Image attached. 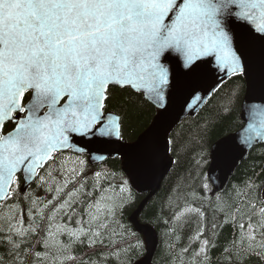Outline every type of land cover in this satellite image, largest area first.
<instances>
[{
	"label": "snow or ice",
	"instance_id": "obj_1",
	"mask_svg": "<svg viewBox=\"0 0 264 264\" xmlns=\"http://www.w3.org/2000/svg\"><path fill=\"white\" fill-rule=\"evenodd\" d=\"M173 65L184 76L211 71L210 94L227 80L230 99L264 93V0H0V264H129V251L148 250L150 231L132 227V189L160 162L159 122L129 144L108 101L125 89L163 117L181 86ZM204 99L193 89L186 107ZM247 111L248 131L264 139V103ZM113 157L123 162L118 174L90 172L91 161ZM201 199L210 220L203 203L170 199L171 232L198 218L171 264H211L225 228L221 264H264V187L248 179L227 199ZM125 212L129 224L118 218ZM130 237L136 243L121 246ZM85 245L96 258L77 254Z\"/></svg>",
	"mask_w": 264,
	"mask_h": 264
},
{
	"label": "trees",
	"instance_id": "obj_2",
	"mask_svg": "<svg viewBox=\"0 0 264 264\" xmlns=\"http://www.w3.org/2000/svg\"><path fill=\"white\" fill-rule=\"evenodd\" d=\"M234 85L232 80L223 83L212 95L205 107L195 116L183 120L173 131L169 139L174 143L170 145V155L174 159V166L162 184L161 189L144 207L139 216L140 223L152 227L158 237L159 245L152 264H171L173 252L188 243V238L193 234L197 226V219L178 229L176 233L170 231L172 208L170 199H175L177 194L183 196L194 206L204 204V211L211 219L212 212L208 207V199L215 201L217 194L226 199L234 195L235 189L243 187L248 179L254 180L264 187V144L254 148L248 153L247 158L237 167L233 176L229 179L227 186L220 193L214 192L209 180L208 169L210 166V151L212 146L223 137L238 131L242 127L241 104L245 93L242 92L238 98L230 99ZM108 111L119 114L124 118L125 135L127 142H134L150 125L156 114V109L146 102L143 96H136L125 89L113 88L108 101ZM203 151V157L201 152ZM198 160H203L197 164ZM68 167L72 163L68 162ZM107 168L112 172L121 171L119 159H110L106 162L91 166L89 170L97 171ZM119 184L118 177L113 181ZM208 183L211 191L206 192L203 185ZM35 189V185L32 186ZM118 191V188H117ZM137 209L144 199L133 189ZM37 196H44L43 189H35ZM182 203V201H181ZM129 213L125 212L118 218L124 224H129ZM168 221L169 223H166ZM115 227V225H113ZM231 229L225 228L218 237L217 248L211 251V264H221V250L225 243L231 238ZM180 239L177 242L176 236ZM143 239L141 235H138ZM119 239V237H117ZM136 243L135 237L126 238L123 245L128 246ZM169 244L174 245L170 249ZM77 254L85 258H96V254L87 246L78 247ZM99 251V250H98ZM145 255V250L132 249L128 253L129 264H136ZM105 264H117L115 258H108ZM245 264H260L256 258L246 261Z\"/></svg>",
	"mask_w": 264,
	"mask_h": 264
},
{
	"label": "water",
	"instance_id": "obj_3",
	"mask_svg": "<svg viewBox=\"0 0 264 264\" xmlns=\"http://www.w3.org/2000/svg\"><path fill=\"white\" fill-rule=\"evenodd\" d=\"M172 70L174 77L178 79L181 86L176 91L169 94L168 108L163 117L159 116V110L155 103L148 101L143 97L146 102L156 109V114L148 128L153 125L154 121H158L159 126L156 130V136L158 139L163 137V141L159 144V148L162 152L160 162L150 175L138 179L135 186L133 187V190L139 195L144 196V199L137 207L138 211L135 216L136 223L135 225H132V227L137 230L146 227L152 236L148 250H145L144 257L136 264H152L159 245V237L156 231L149 225L140 223L139 216L148 202L159 192L163 182L174 166V159L170 155V146L168 151H163L164 141H167L170 138L173 131L183 120L189 117H195L205 107L214 94H210L211 86L216 82L211 71L204 69L191 76H184L182 71L176 68L175 65L172 66ZM193 89L205 97L204 102L195 110L186 107V101L189 99ZM245 95L241 104L240 118L242 121V127L238 131L218 140L212 146L210 151L208 180L214 192L216 193H220L224 190L237 167L247 158L248 153H250L254 148L264 144V139H261L255 136L253 132L248 131L250 121L247 111L249 103H264V93L260 92L259 90L255 91L251 96L248 97L247 102L245 100ZM256 126L259 128V124ZM165 132L167 133L166 136L164 135ZM246 140L247 142H245ZM128 143L131 144L133 142ZM217 146L219 147L217 148ZM110 159H119L122 169L123 162L119 157H113L107 160ZM107 160L91 161L90 165L97 166L106 162ZM138 235L143 237L142 232L138 231Z\"/></svg>",
	"mask_w": 264,
	"mask_h": 264
},
{
	"label": "flooded vegetation",
	"instance_id": "obj_4",
	"mask_svg": "<svg viewBox=\"0 0 264 264\" xmlns=\"http://www.w3.org/2000/svg\"><path fill=\"white\" fill-rule=\"evenodd\" d=\"M13 127H14V125H12L11 123H8V124H6L4 130H5L6 132H7V131H11Z\"/></svg>",
	"mask_w": 264,
	"mask_h": 264
}]
</instances>
